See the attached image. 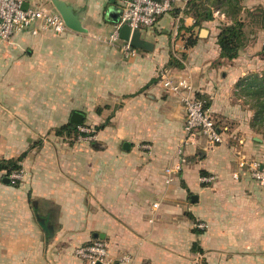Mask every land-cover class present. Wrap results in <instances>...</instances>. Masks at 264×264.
Here are the masks:
<instances>
[{"label": "crops", "instance_id": "obj_1", "mask_svg": "<svg viewBox=\"0 0 264 264\" xmlns=\"http://www.w3.org/2000/svg\"><path fill=\"white\" fill-rule=\"evenodd\" d=\"M62 1L84 32L34 25L0 47L15 55L0 53V64L12 67L10 82L0 74V161L25 153L17 186L0 171V264H85L73 251L94 240L114 259H130L115 264H264V185L237 167L238 156L264 164V140L235 96L240 79L261 73L264 43L249 41L236 59H222L225 16L218 26L196 25L171 12L141 30L143 47L125 58L107 43L121 0ZM23 2L53 11L50 0ZM163 69L191 80L222 143L196 135L178 155L185 111L161 86ZM74 112L95 131L92 143L54 133L33 146L36 130L74 125ZM182 157V170L166 183L164 170Z\"/></svg>", "mask_w": 264, "mask_h": 264}, {"label": "built area", "instance_id": "obj_2", "mask_svg": "<svg viewBox=\"0 0 264 264\" xmlns=\"http://www.w3.org/2000/svg\"><path fill=\"white\" fill-rule=\"evenodd\" d=\"M123 12L120 22L111 32L107 43L114 46L125 57L136 56V49L129 41H124L119 37L122 26L134 30H140L141 26L152 27L157 21L178 9L177 22L181 20L182 11L188 0H121ZM23 0H0V47L9 43L12 37L34 25H38L43 31H51L61 34L67 31L61 17L54 11L44 8H22ZM36 33V30H33ZM159 82L163 89L178 96L185 111L184 139L178 148V155H184V148L192 142V139L199 135L207 145L222 143V135L215 125L214 120L205 107V102L196 97L195 88L191 80L185 76H174L166 69L158 74ZM78 140L93 141L95 131L87 127H78ZM144 149L150 150L149 145H144ZM185 163L183 157L173 166L164 170L166 183L172 181L173 177L182 170ZM237 167L240 171H245L249 178L259 185H264V164L256 160H247L243 156H238ZM24 170L13 171L8 175L9 183L13 186L20 183L24 178ZM237 173L234 177L237 178ZM213 177H202L201 182L210 183ZM155 207L157 205H154ZM198 227H203L199 224ZM73 255L85 264H115V262L127 263L128 256L114 259L110 254L108 245L102 240H94L89 244L78 246L74 249Z\"/></svg>", "mask_w": 264, "mask_h": 264}, {"label": "trees", "instance_id": "obj_3", "mask_svg": "<svg viewBox=\"0 0 264 264\" xmlns=\"http://www.w3.org/2000/svg\"><path fill=\"white\" fill-rule=\"evenodd\" d=\"M227 9L222 10V14L228 19L229 24H223L220 26V31L217 36V45L220 49V57L226 60H233L238 57L240 52L246 46V39L244 33L243 20L240 19V13L242 12L238 7V0H218ZM192 5H195L192 3ZM245 11V8H243ZM252 12V9H248ZM190 8L186 11L185 15L190 16L194 20V24L200 25L204 22L212 21V13L207 12L205 15H201L198 10L193 11ZM248 13V12H247ZM264 10H259V16L263 17ZM250 14V13H248ZM252 17L256 16L252 13ZM264 29V24L260 25ZM259 57L264 60V45L261 51L258 53ZM262 55V56H260ZM236 94L240 99H244L246 104L249 105L253 112L251 120V127L253 130L264 131V72L252 73L242 78L236 84ZM199 99V98H198ZM206 108L208 104L205 103ZM105 125L96 127V130H101ZM78 134V128L74 125H65L55 131V134L60 136L64 133ZM259 133V132H258ZM25 157V153L20 155L16 159H8L0 161V171L5 172V176H8L13 171L21 170V162ZM19 184V183H18ZM16 184V186L18 185Z\"/></svg>", "mask_w": 264, "mask_h": 264}, {"label": "rangeland", "instance_id": "obj_4", "mask_svg": "<svg viewBox=\"0 0 264 264\" xmlns=\"http://www.w3.org/2000/svg\"><path fill=\"white\" fill-rule=\"evenodd\" d=\"M192 3H194L195 5H192ZM238 7L240 8V10L242 11L239 15H240V19L243 20V24H244V33H245V39L247 40L246 42L250 43H257V44H262L264 43V29L261 28L260 25L264 24V13H263V17H260L259 14V10H264V0H238ZM188 8H190L192 11H190L191 14H193V11L198 10L199 13L201 15H205L207 12H211L212 13V21H215V25L218 26V24H222L220 22V18H222V16H224L222 14V10L227 9L225 6H223L220 2H218V0H188L187 4L185 5L182 14L185 15L186 11L188 10ZM245 8V11L244 9ZM249 9H252V12H249ZM180 10L178 9H174L172 12H179ZM252 13L253 15L256 16H251L248 13ZM188 16V15H186ZM190 17V16H188ZM182 19L180 20L179 23H181ZM143 29H147V27L141 26L140 31ZM254 43V44H255ZM0 53L5 55H8L9 57L11 56H15L13 51L9 49H0ZM22 54H24V52L22 51ZM262 56V55H260ZM258 61V67L257 69L260 70V72H264V60L260 57L257 58ZM12 70V67H10V64L7 63H3L0 64V74H2L1 79L3 80L4 83H8L10 82L9 80H11V77L9 76L10 72ZM236 98H239L238 95H235ZM240 99V98H239ZM242 104L244 106H247L248 109H250L249 105L246 104L245 100L242 98L240 99ZM251 110V109H250ZM57 127H44L43 129H38L36 130L33 134H32V138L34 139V143L33 146H38L39 143L38 141L42 138H46L52 134L55 133V130H57ZM255 131V130H254ZM259 132V133H258ZM255 133L264 140V131H255ZM66 134V133H64ZM66 136L70 137V139H73L76 135V133H71L70 135ZM79 143H92L89 141H85L82 140ZM38 144V145H37ZM32 146V147H33ZM31 147V146H29ZM40 147V146H39ZM37 147V148H39ZM39 222L45 227L44 222L41 220V218L39 219ZM203 225V227H198V225ZM195 227L197 230L203 231L205 230V225L203 222L198 221L195 223Z\"/></svg>", "mask_w": 264, "mask_h": 264}, {"label": "water", "instance_id": "obj_5", "mask_svg": "<svg viewBox=\"0 0 264 264\" xmlns=\"http://www.w3.org/2000/svg\"><path fill=\"white\" fill-rule=\"evenodd\" d=\"M52 9L54 12H56L61 19L63 20L65 26L67 29L82 33L84 32V28L82 27L81 21L76 14L73 7L69 4H67L65 1L62 0H50ZM28 7L27 3H23L22 8L26 9ZM119 37L120 39L124 41H129L132 47L134 48H142V40L140 38V30H134L132 33L130 31V28L126 25L122 26L119 31ZM70 122L76 126L82 125V116L79 113H72ZM128 146V144H125L124 147ZM6 182H9L8 178H5ZM93 239H103V234H93Z\"/></svg>", "mask_w": 264, "mask_h": 264}]
</instances>
